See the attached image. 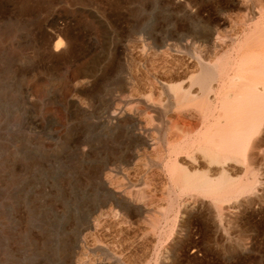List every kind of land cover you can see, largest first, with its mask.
Here are the masks:
<instances>
[{"label": "rangeland", "instance_id": "374dc122", "mask_svg": "<svg viewBox=\"0 0 264 264\" xmlns=\"http://www.w3.org/2000/svg\"><path fill=\"white\" fill-rule=\"evenodd\" d=\"M263 32L264 0H0V264H264V119L220 165L203 138ZM213 65L217 113L177 100Z\"/></svg>", "mask_w": 264, "mask_h": 264}, {"label": "bare ground", "instance_id": "6f19581e", "mask_svg": "<svg viewBox=\"0 0 264 264\" xmlns=\"http://www.w3.org/2000/svg\"><path fill=\"white\" fill-rule=\"evenodd\" d=\"M260 36H262V34ZM260 36L259 35H258V37L256 36L255 40H258ZM243 47L245 48V46H243ZM261 48H264V43L261 42V40H258V42H254V43L252 42V44L247 48V50L245 52L246 53L245 57L250 56L252 58V61L254 62L253 64L255 66L251 69L244 71L243 76L241 74V76L239 77L238 75L235 74L238 77L235 79V81L236 82H238V81L243 82V89H242V91L238 92L239 93L238 95H231V94H227V93L224 94L223 90H225V88H226L225 86L227 84L226 85L222 84L221 93H222L223 99L222 100L220 99L221 100V110L225 113V117H228L227 115L230 114V112H233V115L231 116L232 122H227V126L225 127V128H227L226 130H221V131L219 130L218 132H215V133H213L214 132L213 131L212 133H210L208 135L205 134L206 136L204 135L205 137H203L204 142H206L209 145L207 148V150L209 152V157L213 162H217L218 163L217 165H220V163H222L223 160L225 161L227 159L241 158L242 156H246V153H247L246 149L248 148V146L251 142V138H252V136L256 130V127L258 125V121L264 119V88H260V85H264V49L258 51ZM253 53H255V54L253 55ZM247 59L248 58H246V60ZM249 61H250V58H249ZM246 63L241 64L242 65V66L240 65L241 67L238 65L237 66L240 67L242 70V69H244L242 67H244V65ZM249 64H251V63H249ZM253 64H251V65H253ZM245 66L247 67L249 65L246 64ZM236 70H238V68ZM239 72H240V70H239ZM226 74H227V66H222V65L221 66H214L213 65L212 67L211 66L210 67H203L202 70L200 71L198 77L196 78L195 83H194L200 87L201 96L195 97V96H193L195 94H193L190 90L186 91V90L180 88V90H179L180 98L178 97L177 100L181 99L182 102L190 100V99H192L193 101L202 100L201 101L202 105L200 102V106H202L204 110H207L208 112L212 111V112L217 113V108L220 106L219 105L214 106L215 104L212 102V100L210 99L211 97H209V96H210V94H212L214 92V84L215 83L219 82L221 79L224 83V78L226 77ZM248 74H254V75L250 76ZM235 75H234V77H235ZM162 82H164V81H162ZM228 84H229V82H228ZM167 85H168V83H167ZM165 89H166V86H165ZM177 100H175V102ZM184 104H186V103H184ZM234 106H236L237 109H234L233 108ZM212 107H214V108H212ZM211 109H213V110H211ZM201 111H202V109H201ZM214 114H212V115H214ZM218 141H222V143L217 144ZM220 160H222V161L219 163ZM239 161L242 162L241 160H239ZM238 162H237V164H238ZM226 164H228V163H226ZM181 174H179V176ZM178 180H180V179H178ZM180 183H181V181H180ZM181 185L185 189L184 191L195 190V189L199 190L200 189L202 191L205 190L207 192L217 193V192L221 191L222 189H225V186L227 187L229 185V183H227V185H226L225 182H220L217 185H214L213 182L208 180L207 177H205V176L192 177V176L185 174L182 178V184ZM234 187H235V184H234ZM231 188H233V187H231ZM226 189H228V188H226Z\"/></svg>", "mask_w": 264, "mask_h": 264}]
</instances>
